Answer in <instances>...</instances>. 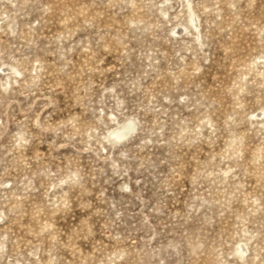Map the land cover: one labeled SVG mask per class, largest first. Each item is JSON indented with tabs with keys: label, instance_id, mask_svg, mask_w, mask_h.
<instances>
[{
	"label": "rangeland",
	"instance_id": "1",
	"mask_svg": "<svg viewBox=\"0 0 264 264\" xmlns=\"http://www.w3.org/2000/svg\"><path fill=\"white\" fill-rule=\"evenodd\" d=\"M0 264H264V0H0Z\"/></svg>",
	"mask_w": 264,
	"mask_h": 264
},
{
	"label": "bare ground",
	"instance_id": "2",
	"mask_svg": "<svg viewBox=\"0 0 264 264\" xmlns=\"http://www.w3.org/2000/svg\"><path fill=\"white\" fill-rule=\"evenodd\" d=\"M127 130H128V127H123L122 129L120 128V129L112 132V135L115 137V139H121L125 136Z\"/></svg>",
	"mask_w": 264,
	"mask_h": 264
}]
</instances>
